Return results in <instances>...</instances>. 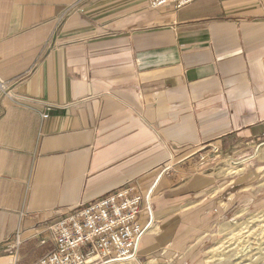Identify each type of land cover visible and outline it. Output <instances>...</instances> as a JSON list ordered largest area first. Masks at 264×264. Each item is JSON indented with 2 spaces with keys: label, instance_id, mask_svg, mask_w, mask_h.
Segmentation results:
<instances>
[{
  "label": "crops",
  "instance_id": "obj_1",
  "mask_svg": "<svg viewBox=\"0 0 264 264\" xmlns=\"http://www.w3.org/2000/svg\"><path fill=\"white\" fill-rule=\"evenodd\" d=\"M0 80L28 99L0 93V264H41L51 224L131 183L156 229L114 264H208L220 224L264 205L217 171L264 170V0H0Z\"/></svg>",
  "mask_w": 264,
  "mask_h": 264
},
{
  "label": "built area",
  "instance_id": "obj_2",
  "mask_svg": "<svg viewBox=\"0 0 264 264\" xmlns=\"http://www.w3.org/2000/svg\"><path fill=\"white\" fill-rule=\"evenodd\" d=\"M195 1L147 0V4L152 10L166 6L178 10ZM0 93L20 105L28 101L25 97L11 95L8 83L3 80H0ZM170 151V159L162 168L161 176H171L175 170L179 148L174 147ZM222 154L221 149L213 147L210 153L200 154L199 161L205 162L210 156L220 157ZM153 199L154 188L144 195L138 184L131 183L67 212L50 225L54 247L41 264H114L136 261L141 240L156 229L153 218L146 224L141 222L143 212L151 211ZM17 243L20 244L19 241Z\"/></svg>",
  "mask_w": 264,
  "mask_h": 264
},
{
  "label": "rangeland",
  "instance_id": "obj_3",
  "mask_svg": "<svg viewBox=\"0 0 264 264\" xmlns=\"http://www.w3.org/2000/svg\"><path fill=\"white\" fill-rule=\"evenodd\" d=\"M237 163L238 165L237 164L233 165L231 161L223 162L217 171L222 172L223 174H229L232 176H245L247 178L248 177L250 178L251 176H253V178L251 177L250 179H253V181L256 180L257 183L255 185H259V184L264 185V170L261 169L262 171L261 173H258V176L256 173L257 169H254L255 172H251L250 174H247L245 169L249 162H246V161L243 162V160H241V161H238ZM235 171L237 172L235 173ZM256 200L259 201L262 199H259V196H257ZM263 215H264V205L263 204H260V206H255V207H249L247 206V204L246 205L244 204L243 210L239 213L237 218L233 220H229L228 222L224 224H220V227L216 229L215 234H213V241L210 244H208L205 250L207 252L204 254V257H205L204 259L206 260L208 257H210L209 251L211 249H214L215 247L220 246L221 244L220 241H223L224 239L227 238V240L224 241L225 243L226 241H228L235 235L236 236L232 239L231 242H228V244H225L226 246L230 245L231 248H235L234 250L236 251H240L242 248L250 246L253 252L250 254L252 256L255 253L260 252V250H254V249L256 247L261 248L259 246L263 245V240L261 236H259V231L262 230V226H263L262 224H264V222L259 221V219L263 218ZM223 249L221 250L223 251ZM231 259L232 258H229V261H221V262L237 264V260H233V259L231 260ZM212 263H218V261H214ZM252 264H264V258L258 261H255Z\"/></svg>",
  "mask_w": 264,
  "mask_h": 264
},
{
  "label": "bare ground",
  "instance_id": "obj_4",
  "mask_svg": "<svg viewBox=\"0 0 264 264\" xmlns=\"http://www.w3.org/2000/svg\"><path fill=\"white\" fill-rule=\"evenodd\" d=\"M230 170V169H229ZM240 171V170H239ZM231 172V171H230ZM237 171H235L236 173ZM260 218V217H259ZM264 218V215H263ZM261 218L259 219V221L264 222V219ZM262 230L259 231V236H261L262 240H263V245L259 246L261 248L256 247L254 250H260V252L255 253L253 256L250 255L252 252V248L250 246L248 247H244L242 248L240 251H236L234 250L235 248H231L230 245L226 246L225 244H228V242H231L232 239L236 236H233L231 239H229L228 241H226L224 243L226 239H224L223 241H220V246L219 247H215L214 249H211L209 251L210 257H208L206 259V262L208 264L214 262V261H229V258H232L233 260H237V264H252L255 261H258L260 259L264 258V224H262ZM222 230V229H221ZM223 231V230H222ZM221 231V232H222ZM221 234V233H220ZM241 234V233H240ZM246 246V245H245ZM140 247V246H139ZM224 248V249H223ZM223 249V251L221 250ZM229 249V250H228ZM233 251V252H232ZM256 256V257H254ZM231 259V260H232ZM224 263V262H223Z\"/></svg>",
  "mask_w": 264,
  "mask_h": 264
}]
</instances>
